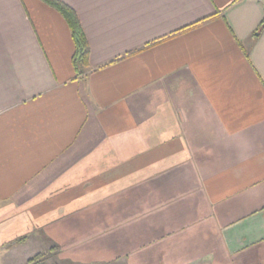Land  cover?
I'll use <instances>...</instances> for the list:
<instances>
[{
    "label": "crops",
    "instance_id": "1",
    "mask_svg": "<svg viewBox=\"0 0 264 264\" xmlns=\"http://www.w3.org/2000/svg\"><path fill=\"white\" fill-rule=\"evenodd\" d=\"M62 1L86 76L0 0V264H264V0Z\"/></svg>",
    "mask_w": 264,
    "mask_h": 264
},
{
    "label": "trees",
    "instance_id": "2",
    "mask_svg": "<svg viewBox=\"0 0 264 264\" xmlns=\"http://www.w3.org/2000/svg\"><path fill=\"white\" fill-rule=\"evenodd\" d=\"M52 8L56 9L67 21L75 44V52L72 57V63L77 77L86 76L92 70L90 68V46L82 27L77 12L62 0H41ZM197 25V24H195ZM182 29L184 31L189 29ZM264 28V20L258 28L256 34H259ZM177 33V32H176ZM173 35V34H172ZM25 237H21L20 241ZM60 252L59 246H52L50 250L41 252L30 258L27 264H58L57 255Z\"/></svg>",
    "mask_w": 264,
    "mask_h": 264
}]
</instances>
